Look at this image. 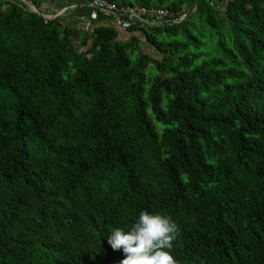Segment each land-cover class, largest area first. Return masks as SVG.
Wrapping results in <instances>:
<instances>
[{"label":"trees","instance_id":"trees-1","mask_svg":"<svg viewBox=\"0 0 264 264\" xmlns=\"http://www.w3.org/2000/svg\"><path fill=\"white\" fill-rule=\"evenodd\" d=\"M109 1L177 21L123 42L0 0V264H120L145 210L179 264H264V0Z\"/></svg>","mask_w":264,"mask_h":264},{"label":"clouds","instance_id":"clouds-1","mask_svg":"<svg viewBox=\"0 0 264 264\" xmlns=\"http://www.w3.org/2000/svg\"><path fill=\"white\" fill-rule=\"evenodd\" d=\"M179 234L170 216L145 210L129 230L114 228L108 244L114 251L122 250L120 264H179L172 255Z\"/></svg>","mask_w":264,"mask_h":264},{"label":"crops","instance_id":"crops-1","mask_svg":"<svg viewBox=\"0 0 264 264\" xmlns=\"http://www.w3.org/2000/svg\"><path fill=\"white\" fill-rule=\"evenodd\" d=\"M21 1L28 4L26 0ZM87 4L88 0H39V4L36 5L46 16H59L68 24L78 22L81 27H85L88 30H92L98 26H113L111 18L90 9ZM28 5L30 6V4ZM119 32L121 41L127 42L131 39L132 35L129 32L125 30H119ZM138 36L145 39L143 34L139 33Z\"/></svg>","mask_w":264,"mask_h":264},{"label":"built area","instance_id":"built-area-1","mask_svg":"<svg viewBox=\"0 0 264 264\" xmlns=\"http://www.w3.org/2000/svg\"><path fill=\"white\" fill-rule=\"evenodd\" d=\"M87 5L94 11L110 16L113 25L116 24L127 31L140 24H157L169 20L177 21L173 13L154 7H121L109 0H88Z\"/></svg>","mask_w":264,"mask_h":264},{"label":"water","instance_id":"water-1","mask_svg":"<svg viewBox=\"0 0 264 264\" xmlns=\"http://www.w3.org/2000/svg\"><path fill=\"white\" fill-rule=\"evenodd\" d=\"M26 2H27L28 4H30V6L32 7V10H33L34 12H37V13L41 14L42 16L46 17L47 19L51 20V19H56V18H58V16H53V17L46 16V15H44V14L42 13V11L37 7V5L34 4L32 1H30V0H26Z\"/></svg>","mask_w":264,"mask_h":264},{"label":"rangeland","instance_id":"rangeland-1","mask_svg":"<svg viewBox=\"0 0 264 264\" xmlns=\"http://www.w3.org/2000/svg\"><path fill=\"white\" fill-rule=\"evenodd\" d=\"M111 2V1H110ZM101 13V12H100ZM105 15V14H104ZM107 16V15H106ZM59 17V16H58ZM109 18H110V16H108ZM186 16H183V18L182 19H184ZM112 20V19H111ZM113 27H116L117 29H119V30H125V29H123L122 27H120V26H118V25H116V24H114L113 25ZM125 31H127V30H125ZM140 32H138V34H139ZM142 39V38H141ZM143 42L145 43V39H143ZM143 49L145 50V52L146 53H153V51H152V49H150L148 46H146V45H143Z\"/></svg>","mask_w":264,"mask_h":264}]
</instances>
